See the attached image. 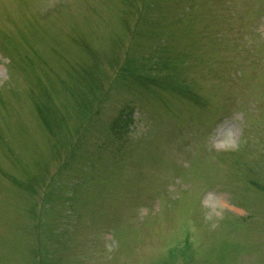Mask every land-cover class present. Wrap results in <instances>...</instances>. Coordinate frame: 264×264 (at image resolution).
Wrapping results in <instances>:
<instances>
[{
  "label": "rangeland",
  "instance_id": "1",
  "mask_svg": "<svg viewBox=\"0 0 264 264\" xmlns=\"http://www.w3.org/2000/svg\"><path fill=\"white\" fill-rule=\"evenodd\" d=\"M0 264H264V0H0Z\"/></svg>",
  "mask_w": 264,
  "mask_h": 264
}]
</instances>
